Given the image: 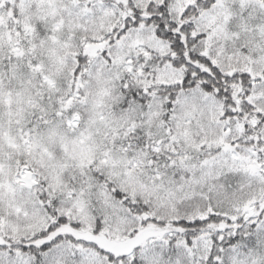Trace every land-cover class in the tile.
<instances>
[{
  "label": "snow or ice",
  "instance_id": "snow-or-ice-1",
  "mask_svg": "<svg viewBox=\"0 0 264 264\" xmlns=\"http://www.w3.org/2000/svg\"><path fill=\"white\" fill-rule=\"evenodd\" d=\"M0 264H264V0H0Z\"/></svg>",
  "mask_w": 264,
  "mask_h": 264
}]
</instances>
